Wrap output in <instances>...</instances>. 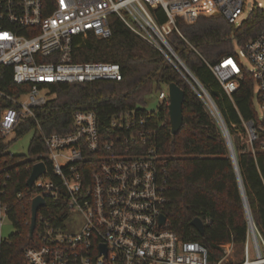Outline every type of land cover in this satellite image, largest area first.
I'll return each instance as SVG.
<instances>
[{"label":"built area","instance_id":"2783aa9c","mask_svg":"<svg viewBox=\"0 0 264 264\" xmlns=\"http://www.w3.org/2000/svg\"><path fill=\"white\" fill-rule=\"evenodd\" d=\"M158 6L167 17L163 23L152 11ZM260 7L264 4L259 0L253 8ZM245 11L246 0H0V260L10 236L2 234L3 219L13 224L14 204L7 191L12 165L5 164L13 154L9 134L24 119H35L40 126L37 114L54 96L50 85L123 77L119 63L75 61L74 37H110V17L115 16L160 50L200 95L237 163L224 117L168 36L174 30L183 36L178 19L193 23L200 16L215 15L239 23ZM241 55L249 58L251 69L240 64L237 53L208 66L230 96L246 73L252 76L262 114L243 119L236 130L242 151L251 152L257 163L258 154L264 153V27L244 44ZM8 75L11 83L3 87L1 81ZM158 97L161 104L169 105L168 89L160 90ZM146 122L132 108L113 114L102 127L94 110L79 109L72 129L44 135L46 149L35 154L29 168L31 174L34 165L43 162L45 172L32 187L26 186L31 191V210L36 196H42L45 204L37 212L34 242L23 249V264H264V234L254 220L242 180L247 230L241 261L223 262L234 241L222 244L224 256L212 263L205 244L182 239L169 228L168 173ZM261 177L264 185L262 173ZM17 196L24 198L26 192L18 191ZM47 200L52 202L51 211L45 213L40 209ZM74 211L83 215L84 222L70 231L66 219ZM162 215H166L164 223Z\"/></svg>","mask_w":264,"mask_h":264},{"label":"trees","instance_id":"16d2710c","mask_svg":"<svg viewBox=\"0 0 264 264\" xmlns=\"http://www.w3.org/2000/svg\"><path fill=\"white\" fill-rule=\"evenodd\" d=\"M152 11L159 23L167 20L160 6ZM110 21V37L98 38L93 34L75 36L73 58L78 62L119 63L122 79L50 85L54 96L37 114L40 126L35 119H28L20 133L30 128L36 130L30 146L31 155H35L46 149L44 135L72 129L76 110H94L100 126L106 127L113 114L136 108L138 116L147 119L145 126L154 132L155 146L168 173L166 215L169 228L182 239L205 244L214 263L224 256L221 245L231 241L244 244L247 230L238 173L226 138L200 95L166 55L121 20L113 17ZM177 25L183 36L174 30L168 40L225 119L234 139L237 166L248 203L254 220L264 234V185L261 177V173L264 176V153L258 154L256 163L251 152L242 151L236 130L243 119L257 118L255 82L246 73L238 90L230 96L208 66L235 54V45L243 48L247 41L260 33L264 27V7L253 8L239 23L230 22L223 16L208 15L200 16L193 23L178 19ZM172 82L185 92L183 126L177 134L171 133L167 105L161 104L158 110L151 112L145 108L151 95ZM10 83L9 75L1 81L3 87ZM32 160L17 153L6 159L5 164L12 165L8 170L12 178L7 191L14 204L10 217L16 231L10 234L9 242L3 247L1 264H23V249L34 242L29 234L31 191L26 186ZM18 191L26 192V197H18ZM51 204L47 200L40 211H51ZM195 217L204 222L203 234L191 224Z\"/></svg>","mask_w":264,"mask_h":264},{"label":"rangeland","instance_id":"374dc122","mask_svg":"<svg viewBox=\"0 0 264 264\" xmlns=\"http://www.w3.org/2000/svg\"><path fill=\"white\" fill-rule=\"evenodd\" d=\"M260 1H262L264 4V0H260ZM257 2H259V0H246V11L243 12L241 19H243L244 17L248 15V12L250 11V9L255 7L257 5ZM113 17L115 16L110 17V20H113ZM234 48H235V53H237V55L239 56L240 64L245 66L247 69H251L253 67V64H251L247 56L243 57L241 55L242 48L237 45H235ZM162 89H168V87L162 86ZM158 93L159 92L154 93L147 99V105L145 106L146 109L148 110H158L159 109V106L161 105L162 101L159 99ZM254 102H255V109H256L257 114L261 115L262 114L261 106L257 99V89L254 95ZM26 121L27 120L24 119L21 127H18L17 129H15L13 132L9 134L8 139L11 143L9 148H10V151H12L13 153L22 154L27 159H35V155H31L30 153V146H31L32 137L34 136L36 130L34 128H30L27 131H25L23 134L20 133V129L22 128V126L26 125ZM83 222H84L83 215L77 211H74V212H71L69 214V217L66 219V227L70 231H76L80 229ZM15 231H16V228L14 227L12 222L9 220V218H4L3 224H2L3 236L6 237ZM231 246H230L231 252L227 254L223 253V255L224 254L226 255L223 261L224 263H227V262L236 263L242 260L243 244L238 245L236 243H233V245L231 244Z\"/></svg>","mask_w":264,"mask_h":264},{"label":"water","instance_id":"95a60500","mask_svg":"<svg viewBox=\"0 0 264 264\" xmlns=\"http://www.w3.org/2000/svg\"><path fill=\"white\" fill-rule=\"evenodd\" d=\"M168 92H169V105H168V113H169V122L172 134H177L182 126L184 120V99H185V92L184 90L175 82L168 84ZM231 156L234 160L235 169H237L239 180L240 172L236 163V156L235 152L233 151L232 147L230 148ZM45 172V164L43 162L37 163L34 165L31 174L26 182L28 187H32L34 180L41 174ZM244 188V187H243ZM45 204V199L42 196H36L32 200V216H31V224L29 229L30 238L33 237L34 230L36 227V219H37V212L41 206ZM166 220V215L161 216V223H164ZM191 224L201 233H204V222L200 217H195Z\"/></svg>","mask_w":264,"mask_h":264}]
</instances>
